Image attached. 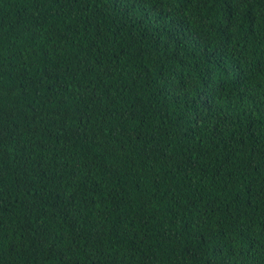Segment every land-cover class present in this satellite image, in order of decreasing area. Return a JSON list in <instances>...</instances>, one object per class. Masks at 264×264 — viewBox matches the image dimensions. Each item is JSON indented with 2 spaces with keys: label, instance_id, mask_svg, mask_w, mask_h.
<instances>
[{
  "label": "trees",
  "instance_id": "16d2710c",
  "mask_svg": "<svg viewBox=\"0 0 264 264\" xmlns=\"http://www.w3.org/2000/svg\"><path fill=\"white\" fill-rule=\"evenodd\" d=\"M0 264H264V0H0Z\"/></svg>",
  "mask_w": 264,
  "mask_h": 264
}]
</instances>
